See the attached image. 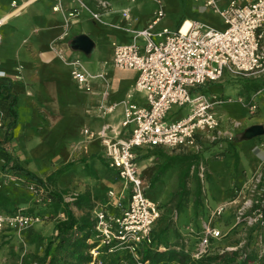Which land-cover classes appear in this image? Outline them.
<instances>
[{
  "label": "built area",
  "instance_id": "1",
  "mask_svg": "<svg viewBox=\"0 0 264 264\" xmlns=\"http://www.w3.org/2000/svg\"><path fill=\"white\" fill-rule=\"evenodd\" d=\"M17 1L20 3L17 4ZM29 1L31 0L11 1L10 14H19ZM154 1L159 8L150 24L138 31L124 28L123 30L133 35L132 42L112 45V65L119 70L137 71L135 85L120 103L124 113L122 126H130L131 134L127 139L112 141L103 131L99 133L105 161L129 193L128 204L119 216L107 214L104 210L94 212L100 246L109 247L115 242L123 250L126 249L138 263L137 250L141 244L152 243L151 233L160 218L161 208L158 203L145 196L144 182L138 173L136 150L164 147L200 152L202 139L214 142L222 134L213 109L217 105L232 102V99L196 91L207 83H216L225 72L246 80L264 79V0H229L224 8H220L219 0H205V7L211 8L222 18L225 26L222 31L200 22H191L186 29H183V23L175 30L167 28L155 31L154 27L164 18V14L162 0ZM80 8L87 10L91 18L102 23L99 15L85 8L82 3ZM78 13V9H73L68 14L65 27L68 20ZM122 16L128 19L126 13ZM113 27L119 29L117 26ZM65 36L66 33L60 39ZM57 51L63 59L62 51ZM66 65L71 69V78L87 93L92 90V80H104L102 73H87L78 58ZM4 77L5 74L0 72V78ZM261 92H264V87L256 90L246 101L242 97L237 99L249 115L256 114L258 109L254 100ZM133 93H140L145 97V106L132 102ZM105 95L106 92L103 94L104 100ZM102 103L98 107L101 114L111 112L118 106L105 101ZM175 106H187L189 112L185 117H173L168 122L166 118L169 111ZM6 120L5 110L0 102V130L5 127ZM228 124L230 127L225 134L232 138L233 132L241 127V122L230 120ZM259 137L257 146L264 154V133ZM251 173V177L233 192L232 198L220 203L204 220L191 252L194 258L207 255L212 242L220 240L224 235L216 220L230 209L233 210L234 226L240 224L244 229H256L259 234L258 251L260 255L263 254L264 158L258 161ZM0 179L5 182L13 179L26 184L36 202H39V197L47 194L44 187L30 181L26 183L2 169ZM109 193L113 198L116 196L111 191ZM67 200L71 201L72 198ZM42 222V217L27 214L20 209L12 214L0 212V234L13 229H29ZM244 243L242 240L240 245ZM97 248L90 252L94 259L98 254Z\"/></svg>",
  "mask_w": 264,
  "mask_h": 264
},
{
  "label": "crops",
  "instance_id": "2",
  "mask_svg": "<svg viewBox=\"0 0 264 264\" xmlns=\"http://www.w3.org/2000/svg\"><path fill=\"white\" fill-rule=\"evenodd\" d=\"M11 1L13 0H0V21H2L0 26V72L5 74L4 78H0V102L7 116L5 127L0 130V149H9L10 154H8L12 159L10 164L14 162L21 165L34 175L35 173L31 167L33 163L47 161L59 164L57 168L37 176L40 179H44L45 176L57 171L67 163L76 162L74 167L59 176L55 185L61 189L57 191L63 190V187H61L63 178H72L79 168L87 171L88 178H96L98 174L104 173V169L106 171L109 168L104 158V148L101 145L99 133L103 131L105 136L112 141L127 139L131 134L130 126H122L124 113L123 106L120 103L126 99V94L135 85L137 71L120 69L133 72L135 77L124 88L111 91L110 81L105 79L106 73H103V71L107 65H111L113 69H116L112 65V45L130 44L133 35L123 29L133 31L145 29L154 18L153 15L159 5L154 0H31L26 3L19 14L11 15ZM203 1L206 9L205 0ZM228 2L229 0H219L220 8H224ZM19 3L17 1V4ZM81 3L91 12L98 14L102 23L91 18L87 10L80 8ZM152 4L155 7H152ZM164 5V0H162L163 14ZM73 9H78L79 13L77 16L71 17L68 20L67 27H65L68 14ZM197 9L198 7L195 6L194 10L197 11ZM123 13L127 14L128 19L122 16ZM83 21H89L90 28L83 29L81 27ZM161 21L154 27L155 31L161 30L157 28ZM187 21L188 24L196 22L187 17H182L176 21L175 27L170 30L178 29ZM113 26H117L119 29H115ZM104 31L115 34L120 33L124 40L112 41V51L109 52V59L99 64L102 67L101 69L90 71L91 74L102 73L104 80L108 82V86L105 87L103 80L95 79L91 81L92 90L87 93L71 78V69L66 63L76 58L83 63L86 58H91L94 54L99 53L100 37L103 36ZM64 33L67 36L60 39ZM78 35H88L94 42V51L90 55L86 56L83 52L70 48L71 39ZM54 46H56L55 49H53ZM56 49L62 51L63 59ZM256 82L248 84L255 86L250 88L251 92L264 87V79L260 83ZM3 85H8V90L2 89ZM1 89L16 100L14 112L17 117L10 128V135L7 134V129L12 118L8 114V105L6 100L2 98ZM105 92L104 100L103 94ZM211 94L215 93L211 90L208 95ZM132 97L134 104L145 106L146 101L142 94L133 93ZM104 101L107 104H118V106L111 112L101 114L98 107ZM255 124L262 125L261 123ZM249 126L245 127L244 130ZM86 131L88 133H85ZM8 136H10V140L6 138ZM255 139V145L251 150L255 161L248 165V169L251 171L255 169L258 161L264 158V154L257 146L258 138ZM241 142L246 141H234L232 146ZM6 146L8 149H6ZM153 150L159 154L154 156L147 154ZM167 150L185 152L184 149L164 147L136 150L138 173L143 182H150L158 166L166 161L165 159L168 157H164V152ZM188 150L191 151V149ZM192 151L194 152V150ZM95 164L101 168L100 172ZM2 166L3 164L0 165V169H2ZM91 171L96 173V177L92 176ZM8 174H12L19 179H25L20 174L15 175L13 172H8ZM11 180L16 184L15 180ZM118 181L120 189H122L124 184L119 178ZM8 185V183L0 185V194L7 196L20 210L27 211L32 206V202H35L34 199L32 200L33 196L28 194V200L22 201L20 205L17 196L13 195L11 191L10 195L1 191L3 187ZM71 186H74L73 181ZM123 194L114 197L118 198L115 201L116 205H113L112 210L106 212L107 214L119 216L122 213L128 200L127 197L126 202L122 204L123 206L119 204L122 201ZM217 207L218 204L214 209L198 215L197 226L199 231L204 224V220ZM100 210L103 209L94 207L93 215L95 211ZM226 213L216 220L219 224V230H222V232L226 230L225 234L233 229L235 224L231 217V215L233 216V210L230 209ZM225 214L226 216H224ZM229 218L231 219L228 226L225 221ZM44 222L45 220L29 229H13L9 233L23 238V240H20L21 244L16 241L20 245L17 250L20 251L21 255L26 254L27 251L39 255L42 245L40 241L43 240L41 236L53 235V225H47L43 228L42 224ZM193 224V222L190 224L192 228ZM191 231L194 230L191 229ZM45 241L47 240H43L44 243ZM183 243L187 242L183 240ZM23 246L27 248L24 249Z\"/></svg>",
  "mask_w": 264,
  "mask_h": 264
},
{
  "label": "rangeland",
  "instance_id": "3",
  "mask_svg": "<svg viewBox=\"0 0 264 264\" xmlns=\"http://www.w3.org/2000/svg\"><path fill=\"white\" fill-rule=\"evenodd\" d=\"M164 3L165 18L157 27L158 29H173L176 21L182 17H187L196 22L199 21L214 30L216 29L222 31L224 29V24L220 15L211 8L205 9L203 0H164ZM195 6L198 7L197 11L194 10ZM152 7H155L154 4H152ZM90 25L89 21H83L81 23V27L85 30L90 28ZM104 34L100 37V52L94 54L91 58L88 57L83 60L82 66H84L87 73L102 68L99 64L103 63L104 60L109 59V52L112 51V41L119 42L124 40L120 33L115 34L110 31H104ZM103 73H106L105 79L110 81L111 91L124 88L130 80L135 77L133 72L119 71L113 69L111 65H107ZM256 81V83L261 82V80ZM102 82L105 83V87L108 86V82L105 80ZM252 82H255V80L235 78L225 72L221 79L216 81V83H207L205 86L200 87V89L196 91L198 93L201 92L208 95L212 90V92L225 99L231 98L232 102L217 105V107L213 109L216 119L219 120L220 132L222 133L218 140L209 142L206 138L202 139V150L197 153L188 149H186L185 152L176 150L165 151L164 157H171L173 159L171 168L161 174L159 179L154 184L151 185L150 182H144L145 196L150 201L158 203L162 209V214L156 222V226L151 235L152 237H157L161 229L168 227L165 239L169 245H173L184 240L187 242L184 243V246L188 248V250L189 248L192 249L198 240V215H201V213L204 214L210 209H214L217 204L220 205V203L228 201L232 198L233 192L237 188H240L244 182L251 177L252 173L250 172L252 171L248 169V165L255 161L251 150L255 145L254 140L256 139L254 138L250 141L235 143L234 146H232V143H234L237 136L244 131L245 127L255 123L264 124V92H261V94L254 100L258 109L254 115H249L247 110L244 109L237 101L240 97L246 101L249 96L254 94V91L251 92L250 88L255 86L248 85ZM188 112L187 106L184 108L175 106L169 111V115L166 120L169 122L173 117H175V119L185 117ZM230 120L241 122V127L233 132L232 138H229L230 136L225 134V132L229 130L230 126L228 122ZM6 149H8L7 146ZM5 151L7 154L9 153V149ZM147 154L154 156L159 153L157 154V152L153 150L149 151ZM1 164L2 160H0V165ZM95 165L98 167L100 172L101 168L97 164ZM58 166V163H51L47 161L36 162L31 165L36 176H40L44 172L51 171ZM186 171H188V176L185 181V188L189 192L187 196H181L178 188V181L180 174ZM86 174L87 171H84L81 168L77 169L72 178H63L61 187L66 189L69 194H76L88 190L90 194L94 196L95 208H101L105 212L112 210L113 205H116L115 201L118 200V198L111 197L109 191L113 192L117 196H121L120 194L124 193L122 201L119 203L121 205L126 202L127 197L129 200L128 191L125 187L120 189V183L119 181L116 182V175L110 168L106 171L104 169V173L100 175L98 174L96 178H88ZM22 180L27 183L30 179L26 180L22 178ZM15 181L16 184L12 180L10 182H5L0 179V185L6 183L9 184L7 187H3L1 191L9 195L11 191L13 195L17 196L16 198L19 201L18 203L21 205L22 201L24 202L28 200L31 193L27 190L26 184H22L17 180ZM72 181L74 186H71ZM197 184L200 185L202 193L200 198L201 205L195 209L193 207V202L195 200V187ZM51 189L57 191L61 188H57V185L54 184L53 186H50V190ZM33 199L34 198L32 197V200ZM128 200L125 206H127ZM49 202V195L46 194L39 197V202H36L35 200L34 203L38 206L35 208L37 209L36 211H43L45 205ZM72 210L75 214H81L78 210L73 208ZM226 214L224 216H226ZM49 215V213H45L44 218H42L43 221L45 220L44 224H42L43 228L47 225H53L54 223L52 221L53 218ZM231 217L233 218L232 215ZM230 219L231 218L226 219V221L224 220L228 226L230 225ZM192 222L194 223L193 228L190 225ZM191 229L194 231H191ZM225 231L226 230H223L222 233L225 234ZM41 237L45 240L50 236L45 235V237ZM20 240H23V238H20L15 234H0V264H32L33 259L30 257L32 255L30 252L27 251L26 254L21 255L20 251L17 250L18 246H20L19 244H21ZM43 240L40 241L42 245L39 254L42 253L45 246ZM16 241H18L19 244H17ZM226 246L228 245H226V241H223V239L215 244V248L220 249ZM22 248L25 249L27 247L23 246Z\"/></svg>",
  "mask_w": 264,
  "mask_h": 264
},
{
  "label": "trees",
  "instance_id": "4",
  "mask_svg": "<svg viewBox=\"0 0 264 264\" xmlns=\"http://www.w3.org/2000/svg\"><path fill=\"white\" fill-rule=\"evenodd\" d=\"M2 89L8 90V85H3ZM2 89V98L6 100L8 114L12 118L7 129V134L10 135V128L17 117L14 112L16 100L7 92H3ZM6 138L10 140V136ZM0 159L3 161L2 170L13 172L15 175L20 174L26 180L30 179L31 181H28L47 189V195L50 197V202L45 205L43 211H36L35 208L38 206L34 204L35 202H32V206L25 211L27 214L40 215L42 218H44L45 213H49L54 222V233L46 239L42 253L30 256L33 259L32 264H264V235L261 236L263 237L261 242L263 254L260 255L258 251L259 234L256 229H244L240 224L234 226L220 240L213 241L207 255L199 259L194 258L191 254L193 249H185L183 241L169 245L165 239L168 227L163 228L159 231L157 237L151 236V244H141L137 250L138 263L126 249L123 250L115 242L109 247L100 246V235L95 230L96 220L93 215L95 200L88 190L76 193V195L69 194L66 189L60 191L50 190V186L56 183L59 176L74 167L76 162L67 163L44 179H40L21 165L14 162L10 164L12 159L4 149H0ZM165 160L155 171L150 180L151 185L159 179L161 174L171 168L173 159L170 157ZM91 174L96 177L94 171H91ZM187 174L188 171L183 172L179 177L178 188L181 196H187L189 192L185 188ZM116 179L118 181V177ZM201 193L200 185L197 184L193 202L195 209L201 205ZM67 198H72V200L68 201ZM72 208L82 212V214H75ZM16 210H19V208L7 196L0 194V212L12 214ZM9 233H11V230L2 234ZM222 239L226 241V245H228L226 247L236 249L215 248V244ZM242 240L245 243L240 245ZM95 248H97L98 254L94 259L91 257L90 252Z\"/></svg>",
  "mask_w": 264,
  "mask_h": 264
},
{
  "label": "water",
  "instance_id": "5",
  "mask_svg": "<svg viewBox=\"0 0 264 264\" xmlns=\"http://www.w3.org/2000/svg\"><path fill=\"white\" fill-rule=\"evenodd\" d=\"M70 48L72 50L81 51L86 56L90 55L94 50V42L88 35H78L71 39ZM264 133V126L254 124L249 126V128L245 129L242 133H240L236 142L240 141H250V139L257 138L262 136Z\"/></svg>",
  "mask_w": 264,
  "mask_h": 264
},
{
  "label": "bare ground",
  "instance_id": "6",
  "mask_svg": "<svg viewBox=\"0 0 264 264\" xmlns=\"http://www.w3.org/2000/svg\"><path fill=\"white\" fill-rule=\"evenodd\" d=\"M2 24V21H0V26ZM188 26V21L186 22V24L184 25L183 29H186V27Z\"/></svg>",
  "mask_w": 264,
  "mask_h": 264
}]
</instances>
